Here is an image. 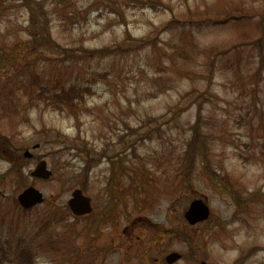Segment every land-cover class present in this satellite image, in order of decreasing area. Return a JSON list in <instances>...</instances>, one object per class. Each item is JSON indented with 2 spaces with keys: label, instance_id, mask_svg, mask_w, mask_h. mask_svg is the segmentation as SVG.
I'll return each instance as SVG.
<instances>
[{
  "label": "rangeland",
  "instance_id": "obj_1",
  "mask_svg": "<svg viewBox=\"0 0 264 264\" xmlns=\"http://www.w3.org/2000/svg\"><path fill=\"white\" fill-rule=\"evenodd\" d=\"M44 1L54 37L67 46L128 45L129 32L158 35L157 42L123 55L67 60L37 43L41 53L26 57L50 87L91 86L75 109L59 110L34 97L28 74L9 59L14 53L13 60H24L30 13L21 0H4L0 130L22 152L31 149L25 185L46 198L25 210L17 200L25 185L5 178L11 165L0 156V238L13 250L30 247L34 264H168L172 250L183 254L172 264H231L242 250L264 245V60L252 46L218 59L203 108L206 157L196 154L188 177L181 171L190 167L183 158L190 156L198 106L188 94L205 88L211 49L261 34L264 0H164L172 10L158 11L130 0ZM205 15L210 19L201 20ZM172 18L184 22L160 30ZM177 104L187 107L173 114ZM83 144L94 156L108 155L86 174L80 170L87 155L73 148ZM40 158L54 171L49 180L30 175ZM76 187L92 199L88 216L76 218L68 208ZM197 197L206 198L212 214L193 226L184 211ZM53 210L66 214L57 219ZM246 264H264V250Z\"/></svg>",
  "mask_w": 264,
  "mask_h": 264
},
{
  "label": "trees",
  "instance_id": "obj_2",
  "mask_svg": "<svg viewBox=\"0 0 264 264\" xmlns=\"http://www.w3.org/2000/svg\"><path fill=\"white\" fill-rule=\"evenodd\" d=\"M131 4L138 3L142 6L149 7L155 11L158 10H172V5L164 0H130ZM21 4L25 6L30 15H29V23L26 25L25 30L29 37L23 43L26 52L23 54L24 60H13L12 56L14 53L9 54V59L14 63L15 66L18 67L21 73H27L29 77V83L26 85L29 90H31L34 97L40 101L45 103H53L54 106L59 110L65 109H75L77 105L78 99H83L86 96L91 94V86L84 84H78V82H71L70 84H55L53 87H50L43 76L40 74L38 67L29 62V59L26 57L30 53L40 54L38 51L37 43L41 45L52 47L60 52L59 57L63 60L67 59H78L83 56H88V58L92 57H108L114 55H123L126 53H130L131 51H137L143 49L147 46L155 45L157 42L158 35H149L140 38H133L131 33L129 32L130 37L133 39V42L128 45H124L121 43L116 44H105L102 46L90 47V46H67L61 42H59L53 35V31L49 22V15L47 13V8L44 0H21ZM4 5V0H0V9ZM117 6V4H116ZM113 12L117 13L121 18L124 19V12L118 7L112 8ZM230 16L238 17L237 13H232ZM223 17V16H222ZM222 17L215 18L222 21L226 20ZM258 24L261 29V34L254 39H246L244 41L235 42L229 46L215 47L211 49L209 52L210 62L207 72L205 73L206 86L204 89H193L188 94L191 98H193V102H195L197 106L196 118L193 122L192 134L191 138L187 144L186 154L189 156L188 158L184 157V163L190 164V167L182 168V172L185 173L186 177H188L191 173L192 163L194 166V159L198 152H202V155L206 157L205 148L207 146V133L204 131V113L203 108L205 102L209 99V94L211 93V86L213 84L214 73L217 66V61L220 57L227 56L230 52L235 51L241 47L246 45L252 46L255 48L259 55L264 60V13L259 14ZM209 18V15L201 16V20H205ZM184 22L182 19L172 18L167 23H165L161 29H172L174 27L179 26ZM159 30V32H160ZM58 85V86H57ZM26 91V92H29ZM8 94V93H7ZM5 94V95H7ZM187 106L183 104H177L173 107V114H180L185 110ZM8 112V111H7ZM171 117V116H170ZM169 117V118H170ZM160 124L165 123V121ZM160 126V125H159ZM133 141L128 143V148L132 146ZM73 148L80 149L81 153H84L86 156L85 166L80 170L86 174V171H90L92 167L100 161L104 156H107V153H101L99 155L94 156L95 150H89V148L83 144L82 148L79 145H74ZM200 153L197 154V157ZM0 156H3L10 162V168L5 172V178H9L10 176H16L18 183L20 186H24L27 180V172L24 170V166L27 163V157L24 156L21 147L15 146L12 136L7 133H4L0 130ZM87 164V165H86ZM114 173V171H113ZM88 174L86 175V177ZM240 202V200H239ZM18 203V202H17ZM57 217V219L63 218L65 211L62 210H53V215ZM70 242V241H69ZM67 248V244L66 247ZM48 249V248H43ZM53 249H59L55 246ZM263 249L264 245H253L246 250H242L238 256L234 259L231 264H246L248 259L254 255L258 250ZM193 262L197 261V258L194 256H190ZM16 261L17 264H34L35 263V253L34 251L25 245L16 246V249H12L11 245L8 244L6 240L0 238V264H4L6 261Z\"/></svg>",
  "mask_w": 264,
  "mask_h": 264
},
{
  "label": "water",
  "instance_id": "obj_3",
  "mask_svg": "<svg viewBox=\"0 0 264 264\" xmlns=\"http://www.w3.org/2000/svg\"><path fill=\"white\" fill-rule=\"evenodd\" d=\"M25 155L31 156L32 153L27 149ZM52 174L53 171L48 167L46 159L39 160L35 168L31 171V175L42 179H49ZM18 199L24 207L29 208L41 202L44 199V194L34 185H29L18 194ZM68 205L73 213L77 215L91 212L93 209L90 197L85 195L81 188H75L72 191V196L68 200ZM209 214L210 207L202 198L193 199L188 209L185 211V217L191 223L204 220L208 218ZM180 257V252L172 251L167 254L166 259L168 262L172 263Z\"/></svg>",
  "mask_w": 264,
  "mask_h": 264
}]
</instances>
